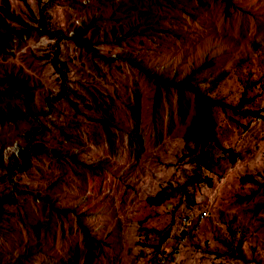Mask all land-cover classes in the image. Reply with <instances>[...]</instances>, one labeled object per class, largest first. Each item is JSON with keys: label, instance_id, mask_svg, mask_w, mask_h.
<instances>
[{"label": "rangeland", "instance_id": "rangeland-1", "mask_svg": "<svg viewBox=\"0 0 264 264\" xmlns=\"http://www.w3.org/2000/svg\"><path fill=\"white\" fill-rule=\"evenodd\" d=\"M8 4L33 25L46 15L58 37L32 31L0 53V90L13 73L33 93L28 116L0 124V264H147L139 254L145 230L149 242L167 237L165 264H264V117L241 131L217 108L219 141L235 160L218 150L211 186L147 202L193 169L179 160L192 96L155 75L208 88L225 72L217 94L234 99L236 63L264 73V0ZM85 25L95 55L71 40ZM6 107L28 112L15 95L0 99ZM250 174L257 182L244 180ZM198 211L207 218L191 236L181 218ZM240 239L239 257L225 255L224 243Z\"/></svg>", "mask_w": 264, "mask_h": 264}, {"label": "trees", "instance_id": "trees-1", "mask_svg": "<svg viewBox=\"0 0 264 264\" xmlns=\"http://www.w3.org/2000/svg\"><path fill=\"white\" fill-rule=\"evenodd\" d=\"M227 5L231 4V0H224ZM38 21V24H30L22 17L12 12L9 8L8 0H0V53L6 52L10 47L9 44L13 41H22L25 37L32 34L35 31L38 35L48 34L52 38L58 37L56 32L51 31L50 21L46 15H42ZM16 23V24H15ZM15 24V25H13ZM17 25V26H16ZM88 26L76 27L73 30L71 40L78 45L86 49L87 51L95 55L96 50L92 48L91 39L84 37L85 31ZM51 58L54 60L57 57V48L53 46ZM55 64V62H54ZM244 64V61L235 64L233 70V83L239 88L237 95L234 99H228L225 96L217 94L218 84L225 75V72L218 79L211 80L208 88L191 84L186 80H179L177 82L167 81L156 76V82L164 87H173L179 93L183 91L188 92L192 96V103L194 113L185 127L182 135V154L179 157L181 162L189 163L193 165V169L190 175L182 183H176L174 187L165 186L156 195L147 198V202L150 205L159 206L166 203L171 197H182L186 194V188L190 185L193 191H197L204 186L212 185V177L209 171L220 163L222 156L218 150L229 157L230 162H233L236 158V154L230 149L224 147L218 137V122L215 116V110L221 108L228 112V117L234 122V126L241 131L246 130L251 122L259 117H264V107L261 104L264 99V73L253 76V72L250 68L242 70L240 66ZM155 78V77H154ZM3 88L0 90V99L15 95L22 100L23 104L27 108V113H22L16 108L11 110L9 107L5 109L0 108V124L2 122L13 121L16 118L26 117L30 114L28 109V101L32 98L33 93L31 87L26 80L18 78L13 73H6L2 78ZM106 138H109V132L106 130ZM19 158L24 161L26 165L27 156L25 154H19ZM12 160H16L17 156H11ZM74 160V159H73ZM75 161V160H74ZM15 164V163H14ZM244 180L257 182L255 176L250 174L244 177ZM178 205L175 204L171 209V215H174V211L177 210ZM58 213L66 215L65 209H57ZM176 217L181 215L176 214ZM37 228V227H36ZM148 230L141 231L140 234H145L144 237L140 235L142 239L139 244L141 250L140 256L146 258L147 264H165V243L167 237H163L157 243L149 242ZM156 234L151 231L150 234ZM181 235L184 233L181 232ZM233 237L235 234L232 233ZM86 256L90 255L91 236L84 234ZM227 252V256H238L239 248L242 245V239L234 245L233 241L224 243ZM147 249H151L148 254ZM173 253V251L171 252Z\"/></svg>", "mask_w": 264, "mask_h": 264}, {"label": "built area", "instance_id": "built-area-1", "mask_svg": "<svg viewBox=\"0 0 264 264\" xmlns=\"http://www.w3.org/2000/svg\"><path fill=\"white\" fill-rule=\"evenodd\" d=\"M207 218L206 211H198L197 215L194 217H182L181 225L188 228V232L191 236L198 234L199 224H201Z\"/></svg>", "mask_w": 264, "mask_h": 264}]
</instances>
